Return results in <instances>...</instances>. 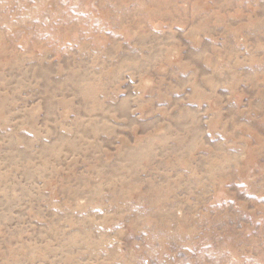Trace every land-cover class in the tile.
I'll return each mask as SVG.
<instances>
[{
	"label": "rangeland",
	"instance_id": "rangeland-1",
	"mask_svg": "<svg viewBox=\"0 0 264 264\" xmlns=\"http://www.w3.org/2000/svg\"><path fill=\"white\" fill-rule=\"evenodd\" d=\"M0 264H264V0H0Z\"/></svg>",
	"mask_w": 264,
	"mask_h": 264
}]
</instances>
